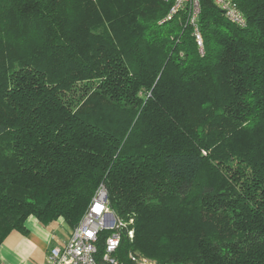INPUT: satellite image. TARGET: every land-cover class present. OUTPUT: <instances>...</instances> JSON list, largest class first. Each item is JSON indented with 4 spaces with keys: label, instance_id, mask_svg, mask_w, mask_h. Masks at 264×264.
Masks as SVG:
<instances>
[{
    "label": "trees",
    "instance_id": "obj_1",
    "mask_svg": "<svg viewBox=\"0 0 264 264\" xmlns=\"http://www.w3.org/2000/svg\"><path fill=\"white\" fill-rule=\"evenodd\" d=\"M173 1L0 0V244L103 184L117 264H264V0Z\"/></svg>",
    "mask_w": 264,
    "mask_h": 264
},
{
    "label": "built area",
    "instance_id": "obj_2",
    "mask_svg": "<svg viewBox=\"0 0 264 264\" xmlns=\"http://www.w3.org/2000/svg\"><path fill=\"white\" fill-rule=\"evenodd\" d=\"M222 14L236 25H244V18L232 0H211ZM185 9L187 21L193 27L197 45L202 50L203 42L199 33L197 19L200 0H174L169 16ZM121 225L110 209L106 188L100 184L79 222L72 228L69 239L62 246L51 247L47 252L46 264H97L95 258L96 239L100 230L110 231L105 239L103 258L110 264H117L113 252L119 245L118 227ZM91 233V235H89ZM132 233H130L131 235ZM133 258V257H132ZM136 264H152L146 258H133Z\"/></svg>",
    "mask_w": 264,
    "mask_h": 264
},
{
    "label": "crops",
    "instance_id": "obj_3",
    "mask_svg": "<svg viewBox=\"0 0 264 264\" xmlns=\"http://www.w3.org/2000/svg\"><path fill=\"white\" fill-rule=\"evenodd\" d=\"M26 232L11 231L0 244V264H46L51 247L62 246L72 228L62 218L42 223L35 216L25 220Z\"/></svg>",
    "mask_w": 264,
    "mask_h": 264
},
{
    "label": "snow or ice",
    "instance_id": "obj_4",
    "mask_svg": "<svg viewBox=\"0 0 264 264\" xmlns=\"http://www.w3.org/2000/svg\"><path fill=\"white\" fill-rule=\"evenodd\" d=\"M89 235H91V233H89Z\"/></svg>",
    "mask_w": 264,
    "mask_h": 264
}]
</instances>
